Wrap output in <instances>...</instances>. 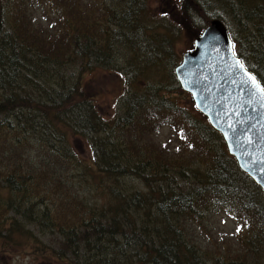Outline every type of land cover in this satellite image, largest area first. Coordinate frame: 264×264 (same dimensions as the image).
Segmentation results:
<instances>
[{"label":"trees","instance_id":"obj_1","mask_svg":"<svg viewBox=\"0 0 264 264\" xmlns=\"http://www.w3.org/2000/svg\"><path fill=\"white\" fill-rule=\"evenodd\" d=\"M28 1L38 4L35 0H9L8 4L0 0L1 248H17L31 237L40 242L27 227L34 224L59 243L58 249L41 243L44 260L50 264L58 256L66 264H209V251L192 239L194 235L182 220L210 199L240 216L254 217L253 213L258 221L250 246L264 252V207L255 210L258 194L264 197V191L233 157L211 153L219 132L208 121L197 124L185 118L183 124L208 146L212 164L204 172L193 173L196 184L191 191L174 190L179 187L177 177L181 181L185 177L181 166H171L163 157L152 159L139 150L129 152L125 146L128 130L131 134L134 129L140 134L138 144L154 154L151 131L157 123L171 121L161 111L150 110L155 107L154 99L145 110L137 94H126L124 111L105 120L81 82L87 69L93 71L92 64L103 63L99 60V26H88L87 32L74 29L67 37L68 62L79 64L74 67L77 77L70 84L59 77L52 82L67 58L58 52L53 32L43 30L42 23L26 14ZM6 5L11 7L5 10ZM260 11L264 8L253 11L257 25L248 38L251 52L246 55L236 42L235 48L264 87V13ZM126 15L115 12L111 20L119 26L128 19ZM171 106V112L179 116L181 107ZM144 173L148 179L142 177ZM126 176L143 180L155 197L120 190L117 182ZM79 177L92 182L106 201L98 204L76 191L74 179ZM151 180L158 183L159 193L154 192ZM226 253L225 249L218 252L214 264L250 263L241 257L231 262Z\"/></svg>","mask_w":264,"mask_h":264},{"label":"rangeland","instance_id":"obj_2","mask_svg":"<svg viewBox=\"0 0 264 264\" xmlns=\"http://www.w3.org/2000/svg\"><path fill=\"white\" fill-rule=\"evenodd\" d=\"M8 1L4 0L6 4ZM35 1L38 4L33 5L28 1L25 5L26 14L42 23L45 27L43 30L53 32L55 42L59 45L58 52L64 53L67 58L58 72L59 75L51 78L52 82H57L59 77L63 83L70 84V81L77 77L73 76L74 67H79V64L71 66L68 62L71 50L67 37L72 35L74 29L87 32L88 26H99V60H103V63L99 62V66L92 64L90 68L93 71L86 70L82 84L87 92L94 96L96 107L105 120H111L124 111L125 103L123 104L122 100L126 94H137L145 110L150 109L148 102L154 99L155 107L150 110L161 111V114L171 120L170 123H157L151 131L154 154L151 155L148 149L138 144L140 134L134 129L131 134L128 130L125 146L129 152L131 149L134 153L139 150L141 154H146L152 159L163 157L171 161V166H181L185 177L182 175L183 181L177 177L179 187L175 186L178 188L174 190H182L183 193L191 191L193 188H189L196 184L193 173L197 170L206 171L212 160L208 155V146H205L183 121L185 118H191L195 122H207L208 119L196 108L192 95L182 89L175 74V67L181 63L183 54L193 48L195 39L213 19L222 20L234 43L240 44L245 54H249L252 48L248 38L253 34L255 24L257 25L252 18L253 11L264 8V0H55L53 3ZM8 7L11 6L6 5L5 10ZM115 12L118 16L127 13L126 22L115 25L112 21ZM243 24H246V27H243ZM95 94H98L97 97ZM171 105L181 107L179 116L171 112ZM165 107H169V111ZM221 136L217 135V139L212 141L211 153L233 157ZM127 156L130 157L128 153ZM142 177L148 179L146 173ZM74 181L78 182L75 190H81L78 192L82 196L86 195L98 204L106 201L99 189L96 190L95 185L87 178L79 177ZM151 182L153 181H149ZM117 183L120 184V190L127 188L128 192L154 196L153 190L138 177H121ZM151 185L154 192L159 193L158 183L153 182ZM241 185L244 187V182H241ZM249 190L254 194L252 187ZM258 196V206L255 210L264 207V197L261 194ZM212 203L210 199H205L197 206V210H192L190 216L182 220L194 235L192 239L202 242L209 251V264H214L215 259L220 257L217 253L223 249L228 251L226 257L231 262L236 257H241L240 260L250 262L249 264H264V252L250 246L251 239L257 232L258 218L252 212L255 218L250 215L240 216L233 208L230 210L229 206ZM27 227L40 242L31 237L24 239L17 248L6 249L1 248L0 243V264H50L44 260L41 243L52 245L55 249L60 248L59 243H54L53 237L41 233L36 225L28 224ZM71 256L68 251V257ZM60 259L59 256L56 257L54 264H66Z\"/></svg>","mask_w":264,"mask_h":264},{"label":"water","instance_id":"obj_3","mask_svg":"<svg viewBox=\"0 0 264 264\" xmlns=\"http://www.w3.org/2000/svg\"><path fill=\"white\" fill-rule=\"evenodd\" d=\"M175 74L240 169L264 191V87L236 54L222 20H211Z\"/></svg>","mask_w":264,"mask_h":264},{"label":"bare ground","instance_id":"obj_4","mask_svg":"<svg viewBox=\"0 0 264 264\" xmlns=\"http://www.w3.org/2000/svg\"><path fill=\"white\" fill-rule=\"evenodd\" d=\"M93 242V241H92Z\"/></svg>","mask_w":264,"mask_h":264}]
</instances>
